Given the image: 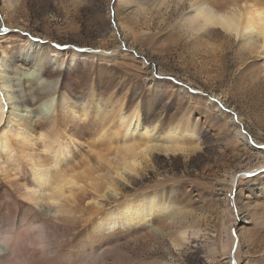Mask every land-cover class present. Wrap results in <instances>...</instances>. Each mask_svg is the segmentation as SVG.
<instances>
[{"label":"rangeland","instance_id":"1","mask_svg":"<svg viewBox=\"0 0 264 264\" xmlns=\"http://www.w3.org/2000/svg\"><path fill=\"white\" fill-rule=\"evenodd\" d=\"M184 1L0 0V57L16 76L32 72L16 70L17 60L35 64L43 53L50 70L120 85L116 100L155 123L152 141L160 140L159 147L168 145L163 136L170 126L188 129L173 134L188 152L149 153L138 174L119 180V196L109 192L97 211L65 215L63 232L73 236L67 224L82 228L90 224L85 218L161 194L181 209L178 221L159 223L161 232L114 237L105 250L117 249L125 264H230L223 249L229 238L233 264H264V59L219 29L188 28L192 9ZM51 170L54 179L63 175L61 167ZM23 200L0 201L3 218L32 215ZM181 226L188 232L195 226L198 234L190 232L177 250Z\"/></svg>","mask_w":264,"mask_h":264},{"label":"bare ground","instance_id":"2","mask_svg":"<svg viewBox=\"0 0 264 264\" xmlns=\"http://www.w3.org/2000/svg\"><path fill=\"white\" fill-rule=\"evenodd\" d=\"M185 2L192 9L186 27L196 32L219 29L241 40L248 51L260 50L264 59V0ZM37 54L35 64L16 61V70H32L21 76L11 73L7 59L0 57V201L24 199L28 208H34V217L19 215L8 220L0 210V264H125L117 249L105 250L103 243L140 231L161 232L158 224H174L178 221L176 211L181 209L162 202L161 194H150L100 212L90 218L92 221L85 218L90 222L85 227L74 226L72 220L74 224L66 227L75 231L73 236L61 230L65 215L75 210L97 211L102 203L99 200L109 192L119 196V180L126 182L124 173L138 174L154 150L188 152L190 147L180 145L175 138L188 129L170 126L163 136L168 145L159 147L160 140L152 141L155 123L148 125L137 109L116 100L120 85L111 88L78 77L77 72L70 77L64 71L50 70L44 54ZM86 73L89 76L91 70ZM259 152L264 153V149ZM52 166L61 167L63 175L54 179ZM230 176L232 184L235 176ZM42 191L48 195L42 196ZM33 218L38 221L36 226ZM189 228L191 235L197 236L195 226ZM185 229H177V250L190 241V232ZM227 242L223 246L225 257L233 264L229 238ZM148 264L172 263L156 260Z\"/></svg>","mask_w":264,"mask_h":264}]
</instances>
